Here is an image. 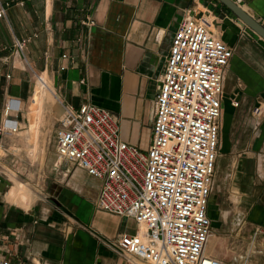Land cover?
<instances>
[{
  "label": "crops",
  "instance_id": "0c3cea01",
  "mask_svg": "<svg viewBox=\"0 0 264 264\" xmlns=\"http://www.w3.org/2000/svg\"><path fill=\"white\" fill-rule=\"evenodd\" d=\"M233 1L264 27V0ZM0 5L5 6L0 17V121L4 103L19 99L32 73L36 82L38 76L46 78V90L61 108L90 102L108 109L118 118L122 139L141 148L150 141L152 100L179 21L186 14L211 15V27L233 48L223 80L217 159L227 162L226 175L247 203L249 217L264 225V39L229 8L219 0H0ZM242 29L253 36H239ZM21 39H27L22 52L14 45ZM35 85L26 105L19 99L23 115ZM258 104L263 114L255 118L252 109ZM70 171L67 167L63 175ZM3 184L0 258L129 264L107 244L126 233L120 226L129 218L95 208L99 181L84 170L76 167L65 186L57 185L28 208L8 201L5 194L12 184L2 195Z\"/></svg>",
  "mask_w": 264,
  "mask_h": 264
},
{
  "label": "built area",
  "instance_id": "2783aa9c",
  "mask_svg": "<svg viewBox=\"0 0 264 264\" xmlns=\"http://www.w3.org/2000/svg\"><path fill=\"white\" fill-rule=\"evenodd\" d=\"M4 12L0 5V17ZM208 23L204 15L186 14L172 35L152 100L146 148L122 139L118 118L108 109L90 102L77 109L61 103L54 165L64 162L97 179L95 208L134 221V232L107 242L129 264H248L247 257L225 261L206 249L223 80L233 54ZM26 42L14 45L22 52ZM4 107L0 136L15 133L19 125L10 116L20 111L19 99L9 98ZM262 114L261 104L252 109L255 118ZM0 264L35 263L4 257Z\"/></svg>",
  "mask_w": 264,
  "mask_h": 264
},
{
  "label": "rangeland",
  "instance_id": "374dc122",
  "mask_svg": "<svg viewBox=\"0 0 264 264\" xmlns=\"http://www.w3.org/2000/svg\"><path fill=\"white\" fill-rule=\"evenodd\" d=\"M207 18L212 19V16ZM244 31L245 29H242L239 36H246V34L253 36V33ZM215 33L219 35V32ZM45 79L42 80L49 88V83ZM39 81L38 79L36 82V76L31 73V81L26 82L25 90L21 91L19 96L25 105L35 83L36 88ZM47 90L44 91L42 97V108L39 115L33 113L31 105L24 115L22 110L17 113L11 112L10 116L18 120V129L15 133L0 136V175L8 181L7 184H3L1 193L4 195L10 184L14 183L11 175L15 174L14 178L25 183L29 188L33 197L30 205L43 195H51L50 191L57 185L65 186L76 169L75 166L71 167L70 164L64 162L58 166L54 165L56 161L54 132L59 124L62 108L55 96L50 97ZM47 96L50 99H47L48 102L45 103ZM4 108L1 121L5 117ZM35 124L39 126L36 141L32 133ZM142 132V141L145 144L147 131ZM219 148L218 145V154ZM67 167L71 171L65 176L63 174ZM227 172V162L223 158L219 160L218 157L214 184L208 203L212 227L208 251L225 261H240L247 257L248 264H264V225L249 217L250 209L241 195L232 190L231 178L227 177ZM17 206L22 208L20 205ZM253 212L256 213L257 208L253 209ZM135 228L136 225L131 219L122 222L120 226V230L126 233L134 232ZM136 262L146 264L141 261Z\"/></svg>",
  "mask_w": 264,
  "mask_h": 264
},
{
  "label": "bare ground",
  "instance_id": "6f19581e",
  "mask_svg": "<svg viewBox=\"0 0 264 264\" xmlns=\"http://www.w3.org/2000/svg\"><path fill=\"white\" fill-rule=\"evenodd\" d=\"M209 20V27L211 28L212 23L210 22L211 20L208 18ZM213 27V26H212ZM212 29V28H211ZM213 31H215L214 29H212ZM216 32V31H215ZM38 79L40 80L38 85L36 86L35 90H34V94L32 97V102H31V108L33 110V113L35 115H39V113L41 112V108H42V97L44 94V91L47 89V84L44 80H42L41 76H38ZM46 80V79H45ZM19 107L21 110V103L19 101ZM10 108V107H9ZM5 120V118L3 119V121ZM38 124H35L32 130L33 136H34V141H36L35 139H37V136L39 135V131H38ZM11 179L13 180V184L11 185L10 189L8 190V192L5 194V198L9 201H12V203L14 202L15 204L24 206V207H29L30 206V201L32 200V196L30 194L29 188L28 186L19 181L16 180L15 174L11 175ZM140 228L142 229V226H140ZM211 236V235H210ZM210 241V237L208 239V242ZM207 252L208 251V243L206 246Z\"/></svg>",
  "mask_w": 264,
  "mask_h": 264
},
{
  "label": "water",
  "instance_id": "95a60500",
  "mask_svg": "<svg viewBox=\"0 0 264 264\" xmlns=\"http://www.w3.org/2000/svg\"><path fill=\"white\" fill-rule=\"evenodd\" d=\"M227 8H229L247 27L254 31L258 36L264 39V27L256 21L252 16L245 12L233 0H219ZM0 181L7 184L8 181L0 175Z\"/></svg>",
  "mask_w": 264,
  "mask_h": 264
}]
</instances>
